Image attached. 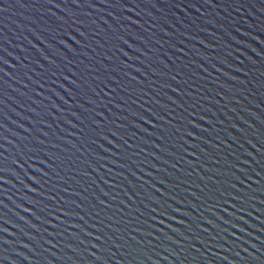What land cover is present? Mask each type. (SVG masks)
<instances>
[{
  "label": "water",
  "instance_id": "obj_1",
  "mask_svg": "<svg viewBox=\"0 0 264 264\" xmlns=\"http://www.w3.org/2000/svg\"><path fill=\"white\" fill-rule=\"evenodd\" d=\"M0 264H264V0H0Z\"/></svg>",
  "mask_w": 264,
  "mask_h": 264
}]
</instances>
